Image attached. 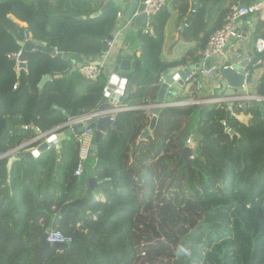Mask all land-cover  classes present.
Segmentation results:
<instances>
[{
  "label": "trees",
  "instance_id": "trees-1",
  "mask_svg": "<svg viewBox=\"0 0 264 264\" xmlns=\"http://www.w3.org/2000/svg\"><path fill=\"white\" fill-rule=\"evenodd\" d=\"M178 2L186 15L187 3ZM198 3L184 39L198 41L199 48L177 62H162L164 22L154 24L155 38L141 37L140 81L121 104L154 105L162 72L200 60L228 10L221 0ZM101 5L100 0H0V156L32 140L34 127L44 133L66 123L65 115H83L97 106L107 84L103 74L85 86L84 94H76L84 85L78 71L57 77L69 62L39 50L28 54L26 70L17 72L7 55L19 49L26 33L47 48L94 62L115 26V8L91 17ZM215 11L210 27L204 15ZM263 35L264 23L258 21L254 39ZM255 61L247 81L262 68L254 96L264 98V55ZM45 75L50 80L39 88ZM82 95L91 105H84ZM189 96L183 90L171 102ZM53 106H63L66 114ZM227 110L225 104L162 109L140 142L150 122L147 110L116 114V130L96 148L99 184L94 191L73 175L78 160L74 137L60 152L50 148L26 157L38 141L21 149L23 156L9 166L10 156L1 158L0 264H38L40 236L51 230L70 237L71 250L48 247L41 264H264V101H250L247 121L231 117L226 129ZM191 133L197 151L185 164L183 137ZM87 199L78 212L75 207Z\"/></svg>",
  "mask_w": 264,
  "mask_h": 264
},
{
  "label": "built area",
  "instance_id": "built-area-1",
  "mask_svg": "<svg viewBox=\"0 0 264 264\" xmlns=\"http://www.w3.org/2000/svg\"><path fill=\"white\" fill-rule=\"evenodd\" d=\"M175 0H146L144 2V9L140 14L144 15L145 22L142 30V34L151 38L155 37V31H154V20L156 16L165 8L167 3L172 2ZM236 2L231 4L224 19L221 27L214 31L208 38L206 45L202 51V63H207V66H204L199 72H192L189 76H187L184 80V92L186 94L195 96L190 100V102L187 101H181V102H164L162 104H154L152 106H149L151 109H162L168 108V107H182L186 104L190 103L192 105L196 106H204V105H213V104H223L228 103V100L225 98H214L215 91H213V86L211 87L209 83V90L208 92L211 93V97H204L200 98L199 96L203 95V92L206 89V84L209 80H215L222 77L223 71L226 69H231L234 71V66L232 65H226L225 62H227V57L232 56H240L237 53V49L235 48L239 43L248 45V40L242 38V32L239 30L238 25L239 22L245 18L251 17L253 18L252 24H250L251 32L254 33L255 31V25L258 21H261L264 23V0H255L252 1V5H246L243 6L239 0H235ZM249 1V0H248ZM249 3V2H248ZM190 13L194 14L195 10H191ZM136 15V14H135ZM117 18H120V14H116ZM118 30H113L109 38L105 41V47L101 55L98 59H96L94 62H83L81 67L78 69L79 75L82 77V79L87 83H95L98 78L103 74V63L100 62V57L105 58L110 50L115 47L116 45V33H118ZM233 41V42H232ZM234 45H231L232 43ZM27 43L32 44V49L29 51L30 53H34L39 51L37 46H43L46 47L44 44L37 43L34 40L31 39V37L28 34L23 35L22 41L19 43V49L16 52L9 53L7 55V58L12 60L15 65V69L18 71V66L22 62L21 56L24 51V47ZM53 52L51 54L55 55L58 53L56 49H52ZM253 50L255 53L259 56L264 55V35L262 37H258L253 41ZM229 54V55H227ZM101 59V60H102ZM260 62V61H259ZM243 76V83L242 87H245L247 84V77L248 73L244 71L242 74ZM162 82L163 79H160ZM17 86H13V89H16ZM125 97L124 93L122 95H117L115 99H110V107L105 109H96L93 110L91 113L84 115L82 118L74 119L75 121L78 120V122L87 121L90 119H97L100 117L109 116L111 123L115 122V116L116 114L124 111H130L132 107H125L121 105L122 99ZM246 102H249L248 100H257L261 101L260 97H243ZM112 101V102H111ZM235 103H238V106L241 108V101L234 97L233 99L229 100ZM149 120H151L152 115L148 114ZM77 123V122H76ZM75 123V124H76ZM24 129L26 130L27 127L25 126ZM38 130V129H37ZM93 137H94V128L89 127L85 128L82 133L77 134L74 136V140L78 144V160L76 162V167L74 169L73 175L76 178H81L84 174L85 169V163L90 157L91 153V147L93 145ZM34 139V138H33ZM32 139V140H33ZM30 140V141H32ZM28 141V142H30ZM26 142V143H28ZM24 143V144H26ZM23 145V144H22ZM21 145V146H22ZM20 147V146H19ZM185 147L190 148L195 154L197 151V143L194 139L193 133L189 134L187 136V141L185 144ZM18 148V147H17ZM16 148V149H17ZM16 155V154H15ZM193 159V156L191 157ZM47 238L46 242L49 245L54 244H66L67 246L71 244L70 237H67L63 235L60 231L57 230H51L46 233Z\"/></svg>",
  "mask_w": 264,
  "mask_h": 264
},
{
  "label": "water",
  "instance_id": "water-1",
  "mask_svg": "<svg viewBox=\"0 0 264 264\" xmlns=\"http://www.w3.org/2000/svg\"><path fill=\"white\" fill-rule=\"evenodd\" d=\"M146 0H106L103 8L99 11L93 14L91 17H96L100 15L102 12H105L109 9L115 8L116 6H119L122 3L128 4V10L127 15L129 19L133 16V14H136L134 18V23L137 24L138 22H142L144 24L145 17L144 15L140 14L142 10L144 9V2ZM196 7L197 0H193ZM243 6L246 5H252V2L248 3V0H245L242 4ZM141 35V32L139 33ZM37 48L46 53H52L53 50L51 48L43 47V46H37ZM32 49V44L27 43L24 47V51L21 56V63L18 66V70H26V60L29 54V51ZM57 58L63 59L71 64L70 71L66 74V76H69L72 73H75L78 71V69L83 64V60L80 56L77 55H66L62 53H56L55 54ZM131 61L129 59L125 58H118L115 60L113 70L111 72V75L109 76L108 83L105 87V90L102 95V105L98 107V109H105L110 107L109 101L110 99H115L117 95H122L124 93L126 98L131 91L136 87V85L140 81V62L135 61L134 62V68L133 71H131ZM247 62H243L241 64H238L237 66H234V71L231 69H226L223 71L224 79L222 82H220L221 90L219 91V94H224L225 96H232V97H238L243 96L245 94V91L242 89H237L241 84L243 83V77L240 76L244 73V69H241V67L245 68V65ZM207 63H201L195 67H189L187 69L181 70L179 67L172 68L171 70L164 72L161 76L164 78V81L160 84L159 91L157 94L156 103L162 104L164 103L165 99H172L173 97L177 96V93L181 92L184 88V80L187 76H189L192 71L201 70L204 66H207ZM234 72H238V75ZM59 77V76H58ZM50 80V76H44L42 80L39 83V88H42V86ZM231 88H227V87ZM227 88V89H226ZM231 89V90H230ZM263 100V99H261ZM190 105V104H186ZM230 108L232 107V104L228 105ZM242 109L245 111V104L242 105ZM160 113V109H153L148 111V114L152 115V118L149 122V126L147 129H145L142 134L140 135L138 142L142 141L143 139L147 138L152 130L155 127L156 124V118ZM231 110H227V116L224 121V127L228 128V122L231 118ZM67 122L60 124L53 129L41 133L36 128L34 129L35 132V138L26 143L22 146L18 147L17 149H14L12 151H9L7 154H4L0 156V159L5 156H10L8 158V166L16 159L21 158L23 155L18 154V152L27 147L28 145H31L33 143H36L38 141H41L45 138L46 141H44L40 146H38L34 151L27 153L26 157H37L40 153H42L45 150H48L49 148H54L56 150H61L60 142H62L65 138H72L77 134L82 133V131L85 128L93 127L94 128V137H93V145L91 147V153L90 158H95L96 156V148L101 143V141L104 139V137L109 133V131L113 130L115 131V123H111L110 117H100L97 119H90L87 121L78 122V120L71 119L69 116H66ZM77 122V123H76ZM76 123V124H75ZM57 132H63L58 133ZM56 135V136H55ZM187 141V137H183V144L185 145ZM59 142V143H58ZM194 152L188 148L185 147L182 149L180 153L181 160L186 164L188 162H191L192 156ZM17 154V155H15ZM89 183V189L91 191L95 190L96 185L99 184V182L96 181V178L92 177L88 180ZM89 202V199H87L83 204H79L75 207V209L80 212L82 209L86 208L87 203ZM47 234L44 233L40 236L42 249L39 252L37 256L38 264H41V256L44 252V250L48 247H52L57 250L61 249H70L66 244H54L49 245L46 242Z\"/></svg>",
  "mask_w": 264,
  "mask_h": 264
},
{
  "label": "crops",
  "instance_id": "crops-1",
  "mask_svg": "<svg viewBox=\"0 0 264 264\" xmlns=\"http://www.w3.org/2000/svg\"><path fill=\"white\" fill-rule=\"evenodd\" d=\"M100 1H102V5L101 6L103 8L106 0H100ZM178 1L179 0H175V1L167 3L165 8L156 16V18L154 20V24H159V23L164 22L163 23L162 33H161L162 34V46H161V51H160V60L162 62H165V63L177 62V61L181 60L187 54V52L193 51V50L196 51L199 48L198 41L185 40L184 39V32H185L186 28H188V26H189L190 16L194 15L196 13V11H197L198 6H200L199 3H198V0L196 2V7H194L195 3L193 2V0H184L187 3V6H188L186 15L185 14L184 15L181 14V12H180V4H179ZM244 1L245 0H239V2L241 4H243ZM252 1H255V0H249L248 2H252ZM235 2H236L235 0H228V1L221 0V3L219 5H222L223 8H227V10H228L230 5L235 3ZM115 9H116V14H120L121 15L120 18H117L116 15H115V26L113 28V30H116V31H117V29H119L118 33L115 32L117 34L116 35V37H117L116 38V40H117L116 42L117 43H116L115 47L110 50L109 54L105 58L102 59V57H100V62L103 63V76L106 78L107 83H108V80H109V76L111 75V72L113 70V66H114L115 60L120 58V57L121 58H125V59H129L132 62L131 63V71H133L134 62L135 61L140 62L141 46H142L141 37H142V30H143L144 24L142 22H138L137 24L134 23V18L136 16L135 14H133V16L129 19L128 15L126 14L127 10H128V4L122 3L119 6H116ZM191 10H195V13L194 14L190 13ZM209 10H210V6L208 5L206 11L208 12ZM216 14L217 13L215 11V12H212L210 17H209L208 13H206L204 15V19L207 20L208 26H210V27L212 26V23H213V21H214V19L216 17ZM252 20H253V18H251V17L245 18V19L241 20L239 22V25H238L239 30L242 32V38L248 40V45L239 43V45H237L235 48L237 49V53L240 56H232L231 58L227 57V62H225L226 65L229 64V65H232V66H237L238 64H241L243 62H247V64L245 65V68L241 67V69H244L245 72H247L248 68L250 66H252L253 63L256 62L255 60H256V57H257V54L253 50V41L255 40L254 39L255 31H254V33H252L251 29H250V24L253 23ZM21 25L23 26L24 24H21ZM140 32H141V35H139ZM200 38H201V36H200ZM231 45H234V44L232 43ZM227 55H229V54H227ZM78 56H80L82 58L83 62H85L84 61L85 57H83V55H78ZM259 61H260V59H258L256 64H260ZM201 63H202V56L200 57L199 61L187 60L186 64L184 66H176V67H179L181 70H184V69H187L189 67H195V66H197V65H199ZM173 68H175V67H173ZM70 69H71V64H69V67L65 71L64 75H59V77L58 76L57 77L58 78H62V77L67 78V77H69L70 75L66 76V74L70 71ZM140 69H141V62H140ZM171 69L172 68H169L168 70H166L164 72H167V71H169ZM196 71H198V70H196ZM196 71L194 70V72H196ZM164 72H162L161 75ZM262 72H263L262 68L254 69L252 74H251L250 82L248 83V81H247V84L245 85V87H242V84H241V86H239L237 88V89H242V90L245 91V94L243 96L236 97L237 99H239L241 101L242 105L245 104V111H246V108H247V104L250 101H257V100H255V99L254 100H248L249 102H246L243 97H246V96L252 97V98L257 97V96H254V90H255V87H256L257 83L259 82V79H260V76H261ZM234 73L238 75V72H234ZM161 75L159 76V79H158L159 87H160V84L164 81V78ZM240 76H242V75H240ZM160 79H163V81L160 82L161 81ZM223 79H224V76L222 74L221 78H218V79H215V80H209L208 83L205 86L206 89L203 92V95H201L199 97L200 98L211 97L212 95H211L210 92H208V90H209L210 86L211 87L213 86V91H215V94H214L213 97L217 98V99L218 98L227 99L228 103H223V104H225L228 107V110H231L232 117H235L240 122L245 123L247 121V119H248V116L246 115V113H244V110L242 109V105H241V108H240L238 106V103L229 101V100L234 98L232 96H225L224 94H219V91L221 90L220 82H222ZM247 79H248V77H247ZM210 82H213V83H211L210 86H209ZM83 84H84L83 86H78L75 89L76 90V94H84L85 86H88V83L87 82L85 83V81H84ZM227 88H231V87L229 86ZM73 90H74V88H73ZM181 92H183V89H182ZM181 92H179V93H181ZM179 93H177V94H179ZM81 97H82V101H85L84 105H86V106L91 105L90 99H88L84 95H82ZM172 99L166 98L164 102H170ZM192 99H195V98L190 97L186 101L190 102V100H192ZM261 99H263L261 101H264V98H261ZM102 104L103 103H102V98H101V100L96 104L97 106L94 107L93 109H91L89 112H87V113H85L83 115L73 116V117H70V118L71 119L72 118L73 119L82 118L84 115H87V114L91 113L93 110H96ZM156 104L157 103H155V105ZM229 104H232L231 108L228 106ZM121 105L125 106V107H132V108H135V109H145V110H147V116H148V111L153 110V109L149 108V106L139 107V106H134V105L133 106L132 105H123V104H121ZM150 106H152V105H150ZM234 106L235 107L237 106L236 108L237 109L240 108L242 111L239 114L235 113L236 110H235ZM53 109L54 110H58L62 114H66L65 113L66 111L63 109V106L62 107L53 106ZM135 109H132V110H135ZM65 116H68V115H65ZM34 128H36V127H34ZM36 129H38V128H36ZM58 133H63V132H57L56 135H58ZM46 139L47 138L41 140V144L44 141H46ZM68 140H69V138H65L62 142H60V145L62 147L61 150H64L65 145L68 146L67 145V141ZM40 145H38V146H40ZM36 148L28 150V153L34 151ZM57 151L60 152V150H57ZM59 159L57 160V163H58L57 167L59 166V162H60ZM94 166H95V163L93 165V169H90L89 171H87L86 165H85L84 174H83V176L81 178L86 180L87 183H88L89 178H92V177L95 178V176H94ZM78 185L80 186V180H79ZM86 187H90L89 183L86 184ZM86 187L82 189V192L85 195H87ZM96 200L104 201V198H101V197L98 196V197H96Z\"/></svg>",
  "mask_w": 264,
  "mask_h": 264
},
{
  "label": "rangeland",
  "instance_id": "rangeland-1",
  "mask_svg": "<svg viewBox=\"0 0 264 264\" xmlns=\"http://www.w3.org/2000/svg\"><path fill=\"white\" fill-rule=\"evenodd\" d=\"M225 1H228V0H225ZM191 97H194V96H192V95H190ZM189 96V97H190ZM86 169H87V171H89L90 169H93V165H94V161H93V158H90V157H88V159H87V161H86Z\"/></svg>",
  "mask_w": 264,
  "mask_h": 264
},
{
  "label": "clouds",
  "instance_id": "clouds-1",
  "mask_svg": "<svg viewBox=\"0 0 264 264\" xmlns=\"http://www.w3.org/2000/svg\"><path fill=\"white\" fill-rule=\"evenodd\" d=\"M185 101H186V100H185ZM188 104H190V103H188ZM190 105H192V104H190ZM185 106H189V105H185ZM231 114H232V112H231ZM231 117H232V115H231ZM186 137H187V136H186ZM34 138H35V137H34ZM28 146H29V145H28ZM184 146H185V145H184ZM195 154H196V153H195ZM195 154H194V155H195ZM194 155H193V156H194Z\"/></svg>",
  "mask_w": 264,
  "mask_h": 264
},
{
  "label": "flooded vegetation",
  "instance_id": "flooded-vegetation-1",
  "mask_svg": "<svg viewBox=\"0 0 264 264\" xmlns=\"http://www.w3.org/2000/svg\"><path fill=\"white\" fill-rule=\"evenodd\" d=\"M59 53V52H58Z\"/></svg>",
  "mask_w": 264,
  "mask_h": 264
}]
</instances>
